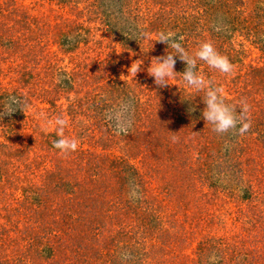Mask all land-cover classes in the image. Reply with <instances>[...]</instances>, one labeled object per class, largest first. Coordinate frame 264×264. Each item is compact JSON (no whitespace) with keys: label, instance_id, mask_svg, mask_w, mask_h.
Wrapping results in <instances>:
<instances>
[{"label":"rangeland","instance_id":"rangeland-1","mask_svg":"<svg viewBox=\"0 0 264 264\" xmlns=\"http://www.w3.org/2000/svg\"><path fill=\"white\" fill-rule=\"evenodd\" d=\"M118 1L0 0V112L29 106L0 117V264H264V0ZM161 31L229 58L197 71L246 99L248 133L206 125L185 62L154 83ZM124 105L129 134L108 118Z\"/></svg>","mask_w":264,"mask_h":264},{"label":"clouds","instance_id":"clouds-1","mask_svg":"<svg viewBox=\"0 0 264 264\" xmlns=\"http://www.w3.org/2000/svg\"><path fill=\"white\" fill-rule=\"evenodd\" d=\"M216 30L219 31V27ZM144 37L149 38V34L144 33ZM181 40H183V37L178 38L173 31H161L158 33L156 41L165 44L167 47L165 54L153 58L150 67L147 69L148 74L154 77V83L158 87L170 85L169 81L177 74L175 71L177 59L185 62L186 68L180 74L182 75L183 81L189 87L197 92H204L202 100L205 107L202 110V118L206 122V125H212V130L220 135L232 132L233 134L243 136L248 133L251 129V120L249 118L250 105L246 99H242L238 106L226 103L223 96V87L214 86L213 81L206 80L197 71L198 61H203L210 68L222 74H231L234 66L229 58L218 52L210 41L201 42L196 51L190 55L180 42ZM140 70L141 67L133 63L129 72L135 73L136 75ZM12 103H16V101L13 100L10 104L5 105L3 111L0 112V117L3 118L4 115H11L18 108L25 113V110L29 107L25 104L22 107L14 108L12 107ZM128 111V107L124 105L114 114L109 115L108 118L114 121L117 133L129 134L131 120L127 116ZM40 115L45 121L41 130L47 133L48 128L53 126V121L44 116L43 113ZM67 123V120L62 116H57L54 120L56 135L59 138L53 141V147L59 150V153L62 155L75 152L78 148V140L65 136L64 134ZM173 139L175 140L176 138L173 137Z\"/></svg>","mask_w":264,"mask_h":264},{"label":"trees","instance_id":"trees-1","mask_svg":"<svg viewBox=\"0 0 264 264\" xmlns=\"http://www.w3.org/2000/svg\"><path fill=\"white\" fill-rule=\"evenodd\" d=\"M107 2H111L112 3V5H116V3H117V1L118 0H106ZM119 2V1H118ZM225 3V2H224ZM228 5H230V4H228ZM258 110H260V112L258 113V115H263L264 116V108H261V109H258Z\"/></svg>","mask_w":264,"mask_h":264}]
</instances>
